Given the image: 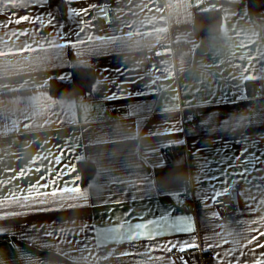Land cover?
<instances>
[{"label": "crops", "instance_id": "obj_1", "mask_svg": "<svg viewBox=\"0 0 264 264\" xmlns=\"http://www.w3.org/2000/svg\"><path fill=\"white\" fill-rule=\"evenodd\" d=\"M64 2L65 13L50 0L0 7V236L12 238L0 242V264H145L123 254L190 237L141 239L150 233L137 229L140 217L187 214L191 235L203 237L209 229L241 232L264 216L247 204L264 171L221 189L237 188L241 204L215 215L198 183L205 160L215 173L220 160L235 164L233 156L254 146L264 152V17L250 13L248 0ZM105 5L116 8L113 20L95 25ZM206 11L221 21L202 34L195 15ZM38 14L58 27L14 22ZM77 38L83 43L62 47ZM81 66L95 72L88 93L51 89L52 79L70 81ZM82 162L93 166L86 182ZM57 176L62 191L53 195L45 178ZM77 177L86 197L73 184L63 190ZM192 199L202 205L196 214L185 207ZM181 255L211 264V252L172 258Z\"/></svg>", "mask_w": 264, "mask_h": 264}, {"label": "snow or ice", "instance_id": "obj_2", "mask_svg": "<svg viewBox=\"0 0 264 264\" xmlns=\"http://www.w3.org/2000/svg\"><path fill=\"white\" fill-rule=\"evenodd\" d=\"M39 2L33 7H37ZM4 6V0H0V7ZM95 7L94 5L87 8L79 9L72 12L71 15L76 17H82L86 13H90L91 9ZM45 18H47V23H45ZM79 20V19H78ZM13 21L9 20L8 23L11 24ZM15 23H25L31 22L38 24L41 28L44 27H58L54 24L50 17L43 14H38L34 16H22L18 17ZM81 25L83 21H80ZM82 32V27L79 29ZM78 37V36H77ZM83 43L77 40L66 39L62 47H73L76 43ZM176 131L168 132V135H175ZM199 155V154H197ZM243 157V159H242ZM231 161H235V164L229 162L225 164L224 160H220L218 163L219 171L212 172L211 167H209V162L204 161L200 165L201 171L204 173L202 177H199L198 183L206 185L207 191H202V196L205 200V206L212 205L211 208L207 210L215 215L219 210L216 208L218 201L216 197L220 195V190H228V186H236L240 184H247L252 177L253 173H258L264 171V168L257 167V165H264V152H257V148L254 146L250 151L245 152L242 156H233ZM236 164L242 165L237 170H233ZM70 167V165H69ZM74 171V170H73ZM47 179H52L53 195L57 192L62 191L56 186V181L59 177H47ZM81 177H77L76 180L65 181V189L67 184L75 185L73 191L86 197L87 193L80 187L77 183ZM255 191L259 193L251 202L247 204L251 207L253 212H257L256 209L264 210V176L260 177L259 182L252 181ZM43 188L47 189L49 185L42 182ZM258 218L250 219L248 224L244 226V230L241 232H233L231 230L225 229L221 231L216 229L213 231L209 229L204 236L191 235L196 232L195 224L193 220L187 215L174 214L172 216L158 215L150 219L139 218V224H137V229L141 226L144 227L146 231H149V236L140 237L141 239L147 240H157L160 234L168 236H188L189 239L176 240V241H165L160 245H148V251H137V252H126L123 255L140 257L145 259V264H191V258L181 255L178 259H173L172 254L179 252L184 254L192 250H200L205 253L211 252L212 259L211 264H264V243H261V238H264V216H260L257 213ZM150 220V222H149ZM156 232L157 235H152V232ZM227 233V234H226ZM210 236V238H208ZM199 241V242H198ZM158 252L159 255L153 256L152 253ZM138 264V262H136Z\"/></svg>", "mask_w": 264, "mask_h": 264}, {"label": "trees", "instance_id": "obj_3", "mask_svg": "<svg viewBox=\"0 0 264 264\" xmlns=\"http://www.w3.org/2000/svg\"><path fill=\"white\" fill-rule=\"evenodd\" d=\"M57 2L63 13L66 12L64 0H50ZM249 11L256 17H264V0H248ZM220 14L217 11L197 12L195 15L194 28L199 33L215 32L220 26ZM95 72L92 67H75L73 78L70 81L52 79L50 86L53 91L76 90L88 93L91 90ZM82 179L86 182L93 170L89 162H82Z\"/></svg>", "mask_w": 264, "mask_h": 264}, {"label": "built area", "instance_id": "obj_4", "mask_svg": "<svg viewBox=\"0 0 264 264\" xmlns=\"http://www.w3.org/2000/svg\"><path fill=\"white\" fill-rule=\"evenodd\" d=\"M116 11H117L116 8L110 5L103 6L101 9L95 12V15H94L95 25H100L103 23L111 22L113 20V17ZM262 91H263V87L261 85L257 86L256 94L260 95ZM113 116H114V112L111 111L107 113V117L110 118ZM188 189L190 190L191 187L188 186ZM216 200L218 201L216 208L221 209V210H231V209L239 207L241 204L240 192L237 188H232L229 192L220 194L219 196L216 197ZM185 207L187 210L196 214L202 208V205L199 202L192 199L191 201H188L185 204ZM11 240H12L11 236H0V242H9ZM180 254L181 253L177 251L172 255L178 256Z\"/></svg>", "mask_w": 264, "mask_h": 264}]
</instances>
